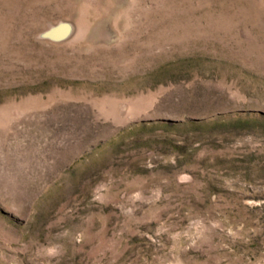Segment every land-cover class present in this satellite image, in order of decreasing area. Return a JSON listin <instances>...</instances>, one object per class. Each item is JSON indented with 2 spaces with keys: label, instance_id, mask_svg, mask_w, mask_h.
Returning <instances> with one entry per match:
<instances>
[{
  "label": "rangeland",
  "instance_id": "374dc122",
  "mask_svg": "<svg viewBox=\"0 0 264 264\" xmlns=\"http://www.w3.org/2000/svg\"><path fill=\"white\" fill-rule=\"evenodd\" d=\"M0 264H264V0H0Z\"/></svg>",
  "mask_w": 264,
  "mask_h": 264
},
{
  "label": "water",
  "instance_id": "95a60500",
  "mask_svg": "<svg viewBox=\"0 0 264 264\" xmlns=\"http://www.w3.org/2000/svg\"><path fill=\"white\" fill-rule=\"evenodd\" d=\"M68 31V25L65 23L60 24L56 29L53 30L52 35L54 37H63Z\"/></svg>",
  "mask_w": 264,
  "mask_h": 264
}]
</instances>
